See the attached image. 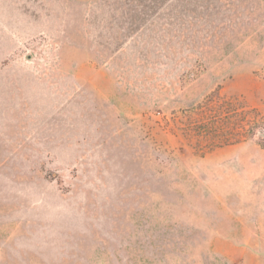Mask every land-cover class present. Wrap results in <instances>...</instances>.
I'll return each mask as SVG.
<instances>
[{"label": "rangeland", "instance_id": "374dc122", "mask_svg": "<svg viewBox=\"0 0 264 264\" xmlns=\"http://www.w3.org/2000/svg\"><path fill=\"white\" fill-rule=\"evenodd\" d=\"M250 120L264 0H0V264H264Z\"/></svg>", "mask_w": 264, "mask_h": 264}, {"label": "trees", "instance_id": "16d2710c", "mask_svg": "<svg viewBox=\"0 0 264 264\" xmlns=\"http://www.w3.org/2000/svg\"><path fill=\"white\" fill-rule=\"evenodd\" d=\"M233 113L232 114H230V115H228V117L229 116H232V115H234V114H238V112H236V111H232ZM236 112V113H235ZM244 112V111H243ZM243 112L242 113H239L238 115H240V116H242V114H243ZM245 113L246 114H250V115H255L256 113H255V111L252 109V110H248V111H245ZM225 117H227V116H225ZM224 117V118H225ZM253 120H256V118H252ZM253 120H250V123L251 124H248L247 125V128L246 129H244V135H243V133H239V134H237L236 133V135L235 134H233L232 136H233V138L232 139H227L226 138V140L225 141H223L220 145H217L218 147H222V146H229V145H233V144H237V143H241V142H243V141H245L246 139H248V138H253L254 136H255V132L258 130V129H261L262 131H264V121H262L263 123H260V121L259 122H255V121H253ZM261 142L262 143H260V146L264 149V140L263 139H261Z\"/></svg>", "mask_w": 264, "mask_h": 264}]
</instances>
